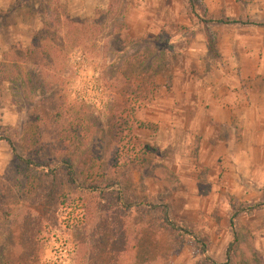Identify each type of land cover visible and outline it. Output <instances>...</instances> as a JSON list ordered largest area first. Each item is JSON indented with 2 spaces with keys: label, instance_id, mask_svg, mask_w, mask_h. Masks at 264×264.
Masks as SVG:
<instances>
[{
  "label": "rangeland",
  "instance_id": "374dc122",
  "mask_svg": "<svg viewBox=\"0 0 264 264\" xmlns=\"http://www.w3.org/2000/svg\"><path fill=\"white\" fill-rule=\"evenodd\" d=\"M235 1L231 20L264 22ZM194 3L0 0V264H264V206L230 226L264 203V122L256 144L203 146L164 102L218 69L223 13Z\"/></svg>",
  "mask_w": 264,
  "mask_h": 264
},
{
  "label": "crops",
  "instance_id": "0c3cea01",
  "mask_svg": "<svg viewBox=\"0 0 264 264\" xmlns=\"http://www.w3.org/2000/svg\"><path fill=\"white\" fill-rule=\"evenodd\" d=\"M207 1L210 7L208 11L212 12L217 7L223 13V19L231 20V17L239 16L235 0ZM263 2L257 0L260 3L257 17L260 16L259 9ZM210 3L216 7L213 8ZM263 23L257 21V24L242 25L217 22L222 25L219 34L216 32L218 28L213 29L217 38L219 58L215 66L218 69L215 68L214 72L197 81L196 88L194 79L187 77L180 92L165 97L164 102L173 108V114L180 115V121H183L182 118L185 121L184 125L179 124L180 129H185V132L201 131L203 146H218L224 142V145L256 144L248 140L257 135L258 129H261L259 123L264 122V117H260L264 112ZM205 50L206 42H191L184 50L183 65H191L192 58H195L196 63L205 64ZM165 113L171 114L170 111ZM174 125H177L176 120ZM217 126L230 130L222 138L225 141L218 138Z\"/></svg>",
  "mask_w": 264,
  "mask_h": 264
},
{
  "label": "trees",
  "instance_id": "16d2710c",
  "mask_svg": "<svg viewBox=\"0 0 264 264\" xmlns=\"http://www.w3.org/2000/svg\"><path fill=\"white\" fill-rule=\"evenodd\" d=\"M188 1H189V4H190L191 11L195 14V3H194V0H188ZM216 22H218V23H224V24H228V23L242 24V25L252 24L251 22L241 21V20H223V19H218V20H216ZM42 38L43 37H42V31H41L39 33V38H38L37 44H36V41L35 42H32V46H35L36 48H40L41 47L40 45L42 43ZM39 51H40V49H39ZM5 141H7V143L10 145V147L14 151V147L12 146V143L10 142V139L9 138H6ZM18 159L21 162H23L25 165L26 164H29V165L30 164H33L31 160H26L25 161L22 157H18ZM65 164L68 167V170H67L66 175L68 176V178H69V180L71 182H75V175H76V173L74 172L73 168L71 167V163L70 162H66ZM262 206H264V203L263 204L262 203H259V204L251 205V206H248V207H235L233 209V212H232L231 217H230V226H231V228L234 229V227H235V220H236L237 216L241 212H244V213H247V214H251L254 210L259 209ZM161 211H162V221L164 222L165 225H167L168 227H170L173 230H184L185 232H188L185 229H181L180 227H178L169 218L168 211H167V209L165 207L162 208ZM236 242H237V237L235 235L234 238H233V243H236ZM203 253L206 254V249H203ZM206 258H207V260H210L209 257H206ZM210 262H211V264H216V263H214L211 260H210Z\"/></svg>",
  "mask_w": 264,
  "mask_h": 264
}]
</instances>
